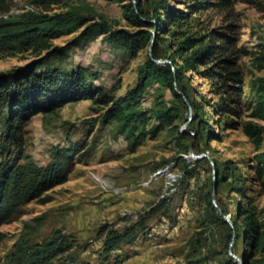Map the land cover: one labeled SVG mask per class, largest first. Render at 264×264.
<instances>
[{
  "label": "rangeland",
  "instance_id": "rangeland-1",
  "mask_svg": "<svg viewBox=\"0 0 264 264\" xmlns=\"http://www.w3.org/2000/svg\"><path fill=\"white\" fill-rule=\"evenodd\" d=\"M198 1L174 0L182 8ZM202 1L204 8L193 14L192 28L198 35H227L217 41L225 48L220 57L230 62L224 71L233 72L239 80L238 93L231 95L220 93L216 77L189 74L185 79L192 97L203 104V120L209 122L218 139H213L208 129L197 137L194 129L200 125L199 120L187 126L185 121H176L155 136L147 133L137 143L134 137L120 133L116 122H103L102 115L113 101L108 105L80 101L53 113L35 115L26 125V151L39 165L53 161L58 148L83 141L86 146L75 155L67 181L24 205L14 221L0 225V264L19 240L45 243L59 235L69 239L71 248L56 259V264L73 259L76 264H242L231 250L242 259L247 257L248 264H256L258 249L249 248L242 239L235 245L234 224L225 219L227 223L212 220L210 214L220 215L214 203L216 191L219 208L231 220L240 217L243 206L254 208L260 222H264V193L259 190L254 160L257 152L264 151V131L255 147L242 129L249 122L264 127V111H256L258 80L264 78V64L256 59L264 46V0ZM35 2L10 0L11 9L0 12V18L10 19L39 9L52 15L76 11L85 17L84 23L71 34L54 39L51 50L0 55V74L31 65L56 48L75 43L101 19L114 29L135 30L125 22L115 0ZM154 2L148 0L147 10ZM167 38L161 59L170 55L169 40L174 38ZM150 53V45L129 48L105 43L102 36H91L67 56L49 57L44 69L83 68L88 79L116 100L138 85L139 68ZM223 96L231 98L233 114L217 111ZM163 102L172 104L171 92L158 84L149 85L141 107L150 111ZM190 114L185 112L187 118ZM151 116L150 111L146 130L156 124ZM191 150L218 160L216 188L212 161L194 160ZM103 229L106 231L101 235ZM112 230L123 239L118 249L109 253L103 249L104 236Z\"/></svg>",
  "mask_w": 264,
  "mask_h": 264
},
{
  "label": "trees",
  "instance_id": "trees-1",
  "mask_svg": "<svg viewBox=\"0 0 264 264\" xmlns=\"http://www.w3.org/2000/svg\"><path fill=\"white\" fill-rule=\"evenodd\" d=\"M35 1L45 4L52 0ZM155 1L152 9L147 10L148 0H115L122 8L123 19L135 28L134 31L114 29L106 20L101 19L89 26L75 43L56 48L48 57L31 65L0 74V225L14 221L22 213L24 205L67 181L75 155L86 146L83 141L72 143L66 148H58L54 152L53 161L47 165H39L26 151V125L35 115L53 113L69 103L80 101L90 100L99 105H108L113 101L110 110L102 115L103 122H116L119 132L127 138L134 137L137 143L147 133L155 136L159 130L173 125L176 121L195 123L199 120L200 125L194 129L195 135L202 137L208 129L209 134L214 135L213 139H218V135L210 129L212 126L209 122L203 120V104L192 97L185 79L189 74L216 77L219 79L217 88L221 89L220 93H238V77L231 71H224L230 62L228 58L220 57L225 48L217 42L219 38L225 39L227 35H198L194 32L191 20L193 14L203 7L202 3L205 2L202 0L188 5L187 8L178 6L174 0ZM10 9V0H0L1 13ZM84 19L76 11L52 15L40 9L39 12H24L10 19L0 18V55L51 50L54 39L71 34L83 25ZM168 35L174 39L169 40L170 55L164 60L171 62L158 64L154 59H161L162 45L168 41ZM91 36H102L105 43L122 44L129 48L153 46L152 55H148L139 68L138 85L125 96L114 100L102 86L86 77L83 68L65 71L49 67L45 71L49 57L67 56L73 47ZM256 59L264 64V46ZM258 83L256 111L262 112L264 78H260ZM154 84H158L163 90H169L173 102L170 106L163 102L161 107L150 110L156 124L146 130L150 111L141 107V98L146 88ZM229 99L231 98L223 96L217 106L219 114H233L235 110ZM186 111H192V119L185 116ZM242 129L256 147L261 141L264 127L249 122ZM254 160L259 177V190L264 193V151L257 152ZM214 161L219 179V162L216 159ZM222 212L227 214L224 209ZM239 216L232 218L234 244L237 245V241L242 239L249 248L258 249L260 256L254 262L264 264V222H260L254 208L242 206ZM210 218L227 223L221 213L219 215L213 212ZM105 231L103 229L101 235ZM61 236L45 243L19 240L14 249L6 254L3 264H56V259L71 248L69 239ZM104 237L103 249L109 253L118 249L123 239L113 230ZM243 259L248 264V258ZM63 264L76 263L73 259Z\"/></svg>",
  "mask_w": 264,
  "mask_h": 264
},
{
  "label": "water",
  "instance_id": "water-1",
  "mask_svg": "<svg viewBox=\"0 0 264 264\" xmlns=\"http://www.w3.org/2000/svg\"><path fill=\"white\" fill-rule=\"evenodd\" d=\"M153 49V46L151 47V51ZM152 55V52L150 53ZM154 61L158 64H166V63H170L171 61L170 60H164V59H154ZM189 104V102H188ZM190 105V104H189ZM191 114H192V111H191ZM190 119H192V116L190 117ZM189 124V122L186 124V126ZM190 157L193 158L194 160H198V159H202V158H208L212 161L214 167H215V179H216V184H215V188L217 187V179H218V171L216 169V163L215 161L211 158V156L207 153H203V154H200V155H197L195 154L192 150L190 152ZM214 203H215V206L216 208L220 211L221 214H223V217L225 218V220H227V222H229L231 225H233V222L231 220V218L228 216V215H225L222 210L219 208L218 204H217V201H216V191L214 193ZM231 254L232 256H234L235 258H237V260H239L242 264H246L245 261L238 257L237 255L233 254L232 253V250H231Z\"/></svg>",
  "mask_w": 264,
  "mask_h": 264
},
{
  "label": "bare ground",
  "instance_id": "bare-ground-1",
  "mask_svg": "<svg viewBox=\"0 0 264 264\" xmlns=\"http://www.w3.org/2000/svg\"><path fill=\"white\" fill-rule=\"evenodd\" d=\"M100 181H104V180L100 179Z\"/></svg>",
  "mask_w": 264,
  "mask_h": 264
}]
</instances>
